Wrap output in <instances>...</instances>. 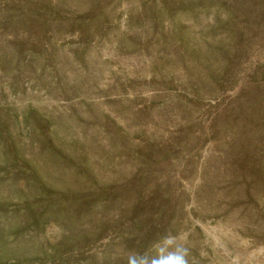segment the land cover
<instances>
[{
  "label": "rangeland",
  "instance_id": "1",
  "mask_svg": "<svg viewBox=\"0 0 264 264\" xmlns=\"http://www.w3.org/2000/svg\"><path fill=\"white\" fill-rule=\"evenodd\" d=\"M175 1L101 0L73 32L51 19L78 11L42 10L38 25L15 30L37 50L23 51L33 71L14 59L0 68V114L18 117L6 137L33 157L21 122L30 108L76 159L72 176L105 190L90 220L78 217L108 222L78 249L79 263L264 264V0H220L194 19ZM2 4L0 45L14 35ZM107 192L115 202L100 206ZM35 234L19 264H51L35 247L56 242L61 227Z\"/></svg>",
  "mask_w": 264,
  "mask_h": 264
},
{
  "label": "trees",
  "instance_id": "2",
  "mask_svg": "<svg viewBox=\"0 0 264 264\" xmlns=\"http://www.w3.org/2000/svg\"><path fill=\"white\" fill-rule=\"evenodd\" d=\"M165 1L163 0L161 8H170L169 2L164 4ZM219 2L220 0H178L175 1V8L180 14L194 19L197 14L204 13L207 9L212 10ZM2 3L4 13L2 25H8L14 35L9 40L4 39L3 41L7 42L0 45V68L7 67L14 59L15 67L20 73L33 71L31 66L33 58L26 60L23 51L33 53L37 50L32 43H27L24 36H18L16 29L38 25L35 17H38L36 14H41L42 10L43 15L50 10L63 9L70 13L79 10L81 12L71 17L56 15L51 19V25L57 30L68 29L71 32L82 30L84 21L93 18L92 13L95 18L101 8V0H2ZM73 8L76 10L73 11ZM16 11L19 16H15ZM41 22L46 24V19ZM8 42L15 44L12 46L11 59L7 57L5 51ZM256 68L259 69L260 65ZM29 109L21 113V122L28 127L30 134L29 153L33 156L30 158L20 150L18 142L6 137L9 134L10 122L12 125L18 124L17 114L4 110H1L0 114V261L8 255L14 258L15 264H19L22 256L30 250L24 244L25 236H35L45 223L55 222L61 227L59 239L47 247L36 245L35 254H40L51 264H83L78 261V249L88 241L100 239V231L108 222L100 225V222L96 221L80 226L77 223H81L82 219L78 217L84 216L90 220L95 206L94 195H101L105 190H94L91 184L84 183L85 181L77 175L72 176L68 171L71 166L69 162L73 164L72 160L76 159L68 158L63 141L51 134L47 136L42 133L40 130L44 127L42 117ZM43 168L45 171H41ZM50 171L54 173L59 171L62 176H51V179L47 180L45 177L48 178ZM109 191H112V188H109ZM12 198L13 204L8 206L10 203L8 200ZM97 198L100 206L110 205L116 199L113 192H107L103 198ZM117 229L120 234L117 244H120L125 238L121 237L123 229ZM64 252L66 254H62ZM64 255L67 257L64 258ZM119 260L111 257L102 259L100 264H118Z\"/></svg>",
  "mask_w": 264,
  "mask_h": 264
}]
</instances>
